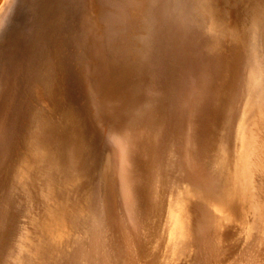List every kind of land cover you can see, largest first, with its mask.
Instances as JSON below:
<instances>
[{
  "label": "bare ground",
  "instance_id": "obj_1",
  "mask_svg": "<svg viewBox=\"0 0 264 264\" xmlns=\"http://www.w3.org/2000/svg\"><path fill=\"white\" fill-rule=\"evenodd\" d=\"M4 6L0 264H264V0Z\"/></svg>",
  "mask_w": 264,
  "mask_h": 264
},
{
  "label": "rangeland",
  "instance_id": "obj_2",
  "mask_svg": "<svg viewBox=\"0 0 264 264\" xmlns=\"http://www.w3.org/2000/svg\"><path fill=\"white\" fill-rule=\"evenodd\" d=\"M2 1H3V3H2ZM8 0H0V10H1V12H0V14L3 12V10H4V4L7 2ZM2 3V4H1ZM16 19H18V11H17V9H16V12H15V14H14V22L16 21ZM74 88L72 87V88H70V91H69V103H71V105L73 106V107H75V106H78L79 104H81L82 103V101L81 100H79V104L77 105V103H72L74 100H76L77 99V94H76V91H75V89L73 90ZM70 101H72V102H70ZM1 202V201H0ZM1 205V204H0ZM0 208H1V206H0ZM1 210V209H0ZM1 232H2V230H1Z\"/></svg>",
  "mask_w": 264,
  "mask_h": 264
}]
</instances>
